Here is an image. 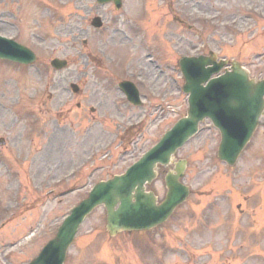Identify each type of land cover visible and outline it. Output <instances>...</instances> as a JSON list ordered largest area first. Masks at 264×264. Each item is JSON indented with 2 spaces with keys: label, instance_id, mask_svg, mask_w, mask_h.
<instances>
[{
  "label": "rangeland",
  "instance_id": "1",
  "mask_svg": "<svg viewBox=\"0 0 264 264\" xmlns=\"http://www.w3.org/2000/svg\"><path fill=\"white\" fill-rule=\"evenodd\" d=\"M96 15L99 29L90 25ZM0 17V32L38 57L32 66L0 61V264L32 259L93 183L124 171L186 113L182 55L212 50L264 77V0H123L118 11L95 0H0ZM79 50L98 62L87 63ZM54 57L67 59V68L53 69ZM92 75L112 86L133 80L149 102L118 115L111 99L119 93L94 91ZM71 82L79 85L76 96ZM219 140L205 120L175 154L187 161L182 181L191 191L162 227L108 238L98 207L64 264H264V233L252 236L264 224V127L232 169L216 156ZM167 171L161 168L148 187L159 200ZM140 238L150 251L134 246Z\"/></svg>",
  "mask_w": 264,
  "mask_h": 264
},
{
  "label": "water",
  "instance_id": "2",
  "mask_svg": "<svg viewBox=\"0 0 264 264\" xmlns=\"http://www.w3.org/2000/svg\"><path fill=\"white\" fill-rule=\"evenodd\" d=\"M103 1V0H101ZM119 7L120 0H113ZM0 56L27 62L33 60L31 52L12 41L0 42ZM212 63L211 67H205ZM55 67L64 61L53 60ZM225 61L215 62L210 57H183L181 70L185 77L184 91L189 92V110L162 140L121 176L100 182L72 214L59 227L56 237L43 248L31 264H62L68 245L78 223L94 205L103 202L107 208V228L113 234L121 229L150 228L168 217L174 207L185 199L187 187L179 182L184 162L175 163L174 171L165 177L166 198L160 204L152 192L145 191V183L156 175V164H168L176 148L197 129L199 120L208 116L221 131L218 156L232 164L244 143L257 125L264 108V79L250 80L237 62L232 70L209 79ZM204 82L206 85H203ZM120 202L117 210L115 205Z\"/></svg>",
  "mask_w": 264,
  "mask_h": 264
}]
</instances>
